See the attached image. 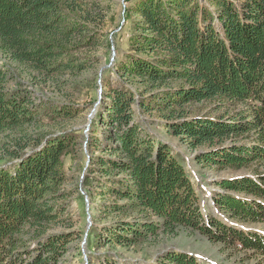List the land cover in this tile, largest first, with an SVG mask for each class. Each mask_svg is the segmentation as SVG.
<instances>
[{
    "label": "trees",
    "instance_id": "16d2710c",
    "mask_svg": "<svg viewBox=\"0 0 264 264\" xmlns=\"http://www.w3.org/2000/svg\"><path fill=\"white\" fill-rule=\"evenodd\" d=\"M96 7L0 0V60L45 79L84 71L80 50L100 42ZM125 18L116 80L82 135L47 132L45 125L74 119L79 108L40 109L0 67V264H58L67 252L74 231L54 229L68 210L65 158L79 150L89 152L82 185L98 213L87 249L135 248L187 229L264 257V233L248 227L264 224V0H129ZM154 115L199 166L235 171L211 182L215 213L202 212L184 162L149 128L158 119L144 117ZM108 250L90 258L141 264ZM147 264L201 263L171 249Z\"/></svg>",
    "mask_w": 264,
    "mask_h": 264
},
{
    "label": "rangeland",
    "instance_id": "374dc122",
    "mask_svg": "<svg viewBox=\"0 0 264 264\" xmlns=\"http://www.w3.org/2000/svg\"><path fill=\"white\" fill-rule=\"evenodd\" d=\"M90 2L97 4L95 9H91L92 14H100L102 19L95 28L100 42H95L80 50L82 58L87 63L84 71L76 74L62 72L54 79H45L34 77L4 58L0 60V67L9 69L12 76L8 81L9 86L21 85V87L30 90L35 104L39 105L40 109L55 102L67 103L79 108L74 119L45 125L47 132L74 129L82 135L94 116L92 114H95L98 105L102 102L103 92L107 89L106 84L110 83L113 86L116 80L113 65L116 56L126 46L125 39L128 34L129 21L125 18V9L129 0H88V3ZM100 73L101 85L99 87ZM99 90L100 99L97 104ZM147 118L154 121L159 117L156 115L144 117L146 120ZM157 121L149 125L151 126L149 128L184 162L199 196L202 212L204 214L215 213L216 210L209 195V191L214 188L211 182L222 176L234 175L235 171L199 166L193 159L194 151L187 148L178 138L167 134L160 119ZM98 134L102 136V130H98ZM5 136V134L0 135V144L4 142ZM88 156L89 152L79 150L75 152L74 157L65 158V170L68 178L66 188L70 194L66 201L68 210L64 215L65 224L55 226L54 230L63 229L69 225L67 229L73 230L74 234L70 237L67 252L58 264H100L99 259L90 258V254L92 252L102 253L108 249L112 255L121 257L116 259H131L141 264H147L157 255L171 249L190 253L197 257L201 264H264L263 256L245 255L243 251L227 249L221 243L212 242L187 229H176L171 234L160 232L149 242L135 248H108L105 246L99 250L87 249L88 230L92 223V216L94 212L95 215L98 214L96 210L90 208L88 193L82 185L83 176L88 170ZM248 227L264 233V224Z\"/></svg>",
    "mask_w": 264,
    "mask_h": 264
},
{
    "label": "water",
    "instance_id": "95a60500",
    "mask_svg": "<svg viewBox=\"0 0 264 264\" xmlns=\"http://www.w3.org/2000/svg\"><path fill=\"white\" fill-rule=\"evenodd\" d=\"M113 60V59H112ZM113 63V62H112ZM101 73L99 74V79H98V85H99V87H100V85H101ZM99 99H100V90H99V92H98V100H97V104H98V101H99ZM94 114H92V116H93Z\"/></svg>",
    "mask_w": 264,
    "mask_h": 264
}]
</instances>
